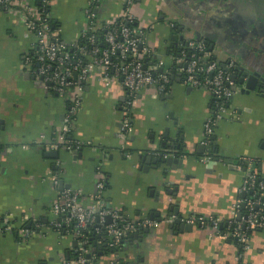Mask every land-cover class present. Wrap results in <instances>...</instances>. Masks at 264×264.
Wrapping results in <instances>:
<instances>
[{"label":"crops","instance_id":"0c3cea01","mask_svg":"<svg viewBox=\"0 0 264 264\" xmlns=\"http://www.w3.org/2000/svg\"><path fill=\"white\" fill-rule=\"evenodd\" d=\"M39 1L28 0L31 5ZM128 1L103 0L100 17L113 20ZM131 1L132 13L147 29L153 50L147 57L151 70L156 69L159 58L169 57L172 21L179 25V44L205 39L216 59L234 56L249 69L264 72V11L258 14L237 0H226L220 6L216 0ZM209 3L211 7H206ZM194 4H201L203 10H194ZM87 6L88 0H50L51 19L64 40L79 37ZM32 44L33 36L19 8L0 7V221H10L15 229L0 235V264H63L72 257V235L45 228L51 218V202L62 180L63 188L80 189L81 201L89 203L97 165L105 176V201L123 217L139 220L151 207L159 213L154 217L158 226L142 238L128 237L117 250L98 248L101 264H236L239 245L234 239L199 226L181 231L174 221L180 216L185 223L181 219L189 215L230 217L235 203L244 196L239 157L257 159V171L264 179L262 100L251 91L240 93L237 84L239 91L230 101L228 118L214 129L217 159L202 162L199 158L205 149L201 150L200 140L212 110V97L205 89L174 80L164 95L152 88L142 90L131 106V133L123 135L125 90L118 79L105 85L95 73L85 86L71 133L72 138L91 143L81 151L60 148L57 157L51 158L45 155L52 150L44 148L43 139L62 127L69 103L44 90L24 66ZM167 127L168 145L163 148ZM177 131L184 138L171 146L170 138L177 137ZM159 152H172L168 156L181 158V166L174 170L162 164L158 170L152 162L141 161L140 155L157 156ZM55 174L56 187L52 181ZM37 224L41 229L35 235L27 239L18 236V229ZM243 260L264 264V228L250 233V247Z\"/></svg>","mask_w":264,"mask_h":264},{"label":"built area","instance_id":"2783aa9c","mask_svg":"<svg viewBox=\"0 0 264 264\" xmlns=\"http://www.w3.org/2000/svg\"><path fill=\"white\" fill-rule=\"evenodd\" d=\"M102 1L88 0L86 23L79 37L66 41L61 37L59 29L52 24L48 9L50 0H40L35 5H31L28 0H0V7L19 8L22 21L33 36V49L24 56L26 69L44 90L69 103L62 127L53 131L48 139H43L44 148L77 151L91 143L72 138L71 133L77 111L82 104L85 86L92 74H98L105 85L118 79L124 88L121 121L123 135L131 133V106L138 94L146 88L165 94L171 77L179 75L184 84L191 88L205 89L212 97V110L204 122L200 140L205 150L199 160H216L209 153L214 129L220 121L228 118L230 101L239 91L232 78L238 68L236 59H212V51L206 48L205 41L200 38L189 40L182 45L177 55H170L167 60L159 58L155 70L146 68L147 57L153 55V50L147 41L146 27L137 21L131 11L132 1H128L122 14L113 20L100 17L98 10ZM173 23L171 21L169 25L172 26ZM99 31H103L100 38L97 36ZM171 153L159 152L155 155L167 157ZM124 156L129 158L130 153L125 151ZM181 156L186 157L185 154ZM258 162L257 159L246 156L238 158L237 168L243 171L240 192L244 196L235 203L230 217L221 219L216 216L189 215L181 219L189 225L234 239L239 245L236 264H247L243 260L244 252L250 247V235L247 231L264 228V179L255 170ZM52 181L56 187L57 174ZM105 182L103 170L97 165L95 191L89 203L81 201L80 189L70 187L61 189L51 202V218L45 228L61 233L59 227L64 226L63 234L69 233L76 242L73 248L75 255L64 259L63 264H101L84 246L86 240L83 232L93 223L98 235H103L107 246L115 250L128 233L158 226L159 222L155 219L141 217L139 220H129L123 217L105 201ZM242 206L244 210L241 213ZM39 229L41 228L37 224L32 228H20L17 233L21 239H27ZM14 230L10 221H0V235ZM100 242L101 240L98 241ZM110 264L118 263L116 261Z\"/></svg>","mask_w":264,"mask_h":264},{"label":"water","instance_id":"95a60500","mask_svg":"<svg viewBox=\"0 0 264 264\" xmlns=\"http://www.w3.org/2000/svg\"><path fill=\"white\" fill-rule=\"evenodd\" d=\"M226 0H216V3H218V6L223 5L224 2ZM239 2H243L246 4H249L250 7H253L255 9V11L259 14L262 11H264V0H237ZM194 10H196L197 8H199V10H203V8H201V4H194L193 5ZM206 7H211V4H207L205 5ZM217 6V4L215 5ZM206 9V8H205ZM99 11V10H98ZM196 36L199 38L201 37L200 34H196ZM212 48V45L211 47ZM236 59L237 64H238V68L236 69V72L232 75V78L236 81V83L240 86V93H246L248 94L250 91L253 92L255 94V96L259 97L262 102L264 103V72H262L261 70H259L256 67H253L251 69H249L245 63H243V61L239 58L236 57H231ZM146 68H149L148 65H145ZM151 69V68H149ZM153 70V69H152ZM171 81H178L180 82L181 79L179 77V75H174L171 77ZM168 88V87H167ZM166 88V90H167ZM164 95V94H163ZM169 133V129L168 127L164 129V141L161 144V147L165 148L168 145V134ZM178 136H174L170 138V143L169 145L174 146V143L178 142L179 140H183L184 136L183 134L179 133V131H177ZM212 139L214 140L215 137L213 136ZM178 145V144H176ZM204 147H201V150H203ZM82 148H80L78 151H81ZM58 154V150H52V151H46L45 155L47 157H51V158H56ZM141 157V161L142 162H146V164H149L150 162L153 163V168L154 169H158L160 170V167L162 164H164L165 166H171L172 169H177L178 167L181 166L182 160L181 158L178 157H173V156H167V157H163V156H149V155H140ZM161 174L166 177L167 172L163 171L161 172ZM63 181H59V188L60 190L63 189L64 185H63ZM244 195V194H243ZM165 205V204H164ZM243 207V206H242ZM176 211V208L174 209V212ZM159 213L156 211L155 208L151 207L149 209V213L146 216H142V217H147L149 219H154L155 216H158ZM238 218L240 217V214L237 216ZM107 221H109V218H107ZM175 224H179L180 225V230L181 231H187L190 230L191 225L189 224H185L182 223L180 221V216L174 221ZM29 227V226H28ZM261 230V229H260ZM142 232H134V233H128L125 238L123 239L124 242H126V238H142V236L144 234H147L148 232L152 231L151 229H143L141 230ZM76 245V242H73V246ZM99 249H101V246L98 247ZM101 254V253H99ZM90 255H88L89 257ZM131 264V263H128Z\"/></svg>","mask_w":264,"mask_h":264},{"label":"trees","instance_id":"16d2710c","mask_svg":"<svg viewBox=\"0 0 264 264\" xmlns=\"http://www.w3.org/2000/svg\"><path fill=\"white\" fill-rule=\"evenodd\" d=\"M53 22V20H52ZM53 26H55L54 22L52 23ZM177 29H178V26H173L171 28V34H172V39L170 41V44H169V49H168V55H177L179 50L181 49L182 45H185V43L183 42H180V45H179V42H178V37H177ZM103 33V31H99L97 33V36L98 38L101 37V34ZM205 41V44H206V48L208 50H210V46H209V43L207 40L203 39ZM215 57L212 55V59H214ZM236 71H234L235 73ZM172 80V79H171ZM209 153L211 154L212 157H215L217 156V152H216V147H215V144H214V140L213 142H211V147H210V150H209ZM258 164L257 163L255 165V170L257 172V175L261 178V175L260 173L257 171V168H258ZM244 210V209H243ZM59 231L61 233H63L65 231V227L64 226H60L59 227ZM84 233V239L86 240V243H85V248H87L91 253H92V256H95L96 259L98 257V247L101 246V247H107L106 250L108 251H111L112 248L108 247L107 244H106V240L104 239L103 235H98V233L96 232V225L93 223L91 225L88 226V228L83 232ZM250 231H247V234L250 235ZM101 240V242L98 244V241ZM75 247V246H74ZM115 250V249H114ZM72 256L75 255V253H71Z\"/></svg>","mask_w":264,"mask_h":264},{"label":"flooded vegetation","instance_id":"af4514ba","mask_svg":"<svg viewBox=\"0 0 264 264\" xmlns=\"http://www.w3.org/2000/svg\"><path fill=\"white\" fill-rule=\"evenodd\" d=\"M173 26H176V27L178 26V27H179L178 23H176V22L173 23V25L171 26V28H172Z\"/></svg>","mask_w":264,"mask_h":264}]
</instances>
